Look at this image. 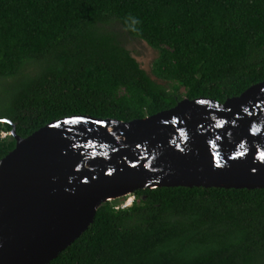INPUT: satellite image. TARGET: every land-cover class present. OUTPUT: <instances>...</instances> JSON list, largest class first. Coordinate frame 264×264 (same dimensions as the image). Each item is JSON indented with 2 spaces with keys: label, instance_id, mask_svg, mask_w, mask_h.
Listing matches in <instances>:
<instances>
[{
  "label": "trees",
  "instance_id": "trees-1",
  "mask_svg": "<svg viewBox=\"0 0 264 264\" xmlns=\"http://www.w3.org/2000/svg\"><path fill=\"white\" fill-rule=\"evenodd\" d=\"M114 22L157 51L151 73ZM261 81L264 0H0V116L21 137L71 115L131 121L185 97L223 103ZM15 144L0 138V159ZM133 196L103 204L49 264H264V188Z\"/></svg>",
  "mask_w": 264,
  "mask_h": 264
},
{
  "label": "water",
  "instance_id": "water-1",
  "mask_svg": "<svg viewBox=\"0 0 264 264\" xmlns=\"http://www.w3.org/2000/svg\"><path fill=\"white\" fill-rule=\"evenodd\" d=\"M0 122L16 141L0 159V264H49L138 190L264 188V81L131 121L71 115L26 137Z\"/></svg>",
  "mask_w": 264,
  "mask_h": 264
},
{
  "label": "rangeland",
  "instance_id": "rangeland-1",
  "mask_svg": "<svg viewBox=\"0 0 264 264\" xmlns=\"http://www.w3.org/2000/svg\"><path fill=\"white\" fill-rule=\"evenodd\" d=\"M109 28L117 33L118 38L131 51L133 56L140 62L141 66L149 73H151L152 62L157 57V51L152 49L146 42L131 37L119 22H114ZM5 99L0 97V115L5 114ZM3 135L7 134L10 137V132L5 131ZM1 134V132H0ZM133 194L120 199L118 204L130 201Z\"/></svg>",
  "mask_w": 264,
  "mask_h": 264
},
{
  "label": "built area",
  "instance_id": "built-area-1",
  "mask_svg": "<svg viewBox=\"0 0 264 264\" xmlns=\"http://www.w3.org/2000/svg\"><path fill=\"white\" fill-rule=\"evenodd\" d=\"M3 133H6V132L5 131H1V134H0V138L1 139L2 138H6L8 136L7 134L3 135ZM133 201H134V197L132 199H130V201H127L125 203L118 204L116 206V209H118V208H127V207H129V206H131L133 204Z\"/></svg>",
  "mask_w": 264,
  "mask_h": 264
},
{
  "label": "flooded vegetation",
  "instance_id": "flooded-vegetation-1",
  "mask_svg": "<svg viewBox=\"0 0 264 264\" xmlns=\"http://www.w3.org/2000/svg\"><path fill=\"white\" fill-rule=\"evenodd\" d=\"M14 124V123H13ZM15 125V124H14ZM16 126V125H15Z\"/></svg>",
  "mask_w": 264,
  "mask_h": 264
}]
</instances>
